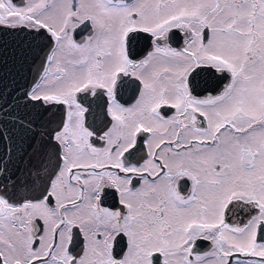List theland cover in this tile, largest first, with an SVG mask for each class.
Returning a JSON list of instances; mask_svg holds the SVG:
<instances>
[{
	"label": "snow or ice",
	"instance_id": "1",
	"mask_svg": "<svg viewBox=\"0 0 264 264\" xmlns=\"http://www.w3.org/2000/svg\"><path fill=\"white\" fill-rule=\"evenodd\" d=\"M0 34V264H264V0H0Z\"/></svg>",
	"mask_w": 264,
	"mask_h": 264
},
{
	"label": "water",
	"instance_id": "2",
	"mask_svg": "<svg viewBox=\"0 0 264 264\" xmlns=\"http://www.w3.org/2000/svg\"><path fill=\"white\" fill-rule=\"evenodd\" d=\"M13 37V34H0V40L6 41L9 46L6 55L0 53V94L8 101L4 110L9 113L7 116L0 113V120L3 121H10L13 115L19 114L15 97L21 92L17 89L31 79L28 63L21 59L19 50L13 45Z\"/></svg>",
	"mask_w": 264,
	"mask_h": 264
},
{
	"label": "flooded vegetation",
	"instance_id": "3",
	"mask_svg": "<svg viewBox=\"0 0 264 264\" xmlns=\"http://www.w3.org/2000/svg\"><path fill=\"white\" fill-rule=\"evenodd\" d=\"M13 39H16V37L14 36Z\"/></svg>",
	"mask_w": 264,
	"mask_h": 264
}]
</instances>
